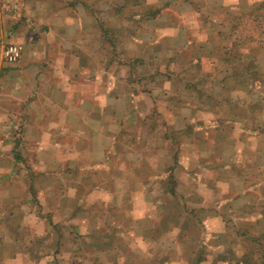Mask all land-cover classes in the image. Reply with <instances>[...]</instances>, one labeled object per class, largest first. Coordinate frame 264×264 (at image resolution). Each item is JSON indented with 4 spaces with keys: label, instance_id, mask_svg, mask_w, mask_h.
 Returning <instances> with one entry per match:
<instances>
[{
    "label": "crops",
    "instance_id": "obj_1",
    "mask_svg": "<svg viewBox=\"0 0 264 264\" xmlns=\"http://www.w3.org/2000/svg\"><path fill=\"white\" fill-rule=\"evenodd\" d=\"M11 1L19 9L8 8L3 0L0 20V264H231L215 260L216 247L200 258V240L190 245L200 214L195 206L187 210L188 202L199 204L200 193L193 189L201 187L200 179L195 186L187 180L177 183L183 190L179 200L187 207L171 221L150 193L158 183L140 180L141 162L130 157L136 153L129 149L134 139L130 126L139 110L155 103L147 99L149 92L130 89L133 62L115 59L120 52L113 45L119 42L114 33L122 29L131 35L126 44L130 52L138 46L147 52L169 43L186 46L188 7L182 10L168 0L158 16L124 26L110 2L123 7L127 0ZM259 1L222 4L232 12ZM169 11L180 12L183 23L164 21L161 14ZM109 17L114 24L108 25ZM217 23L221 25H213ZM8 43L24 47L17 62L3 55ZM262 130L243 133L262 144ZM240 137L234 134L238 144L227 163L209 166L207 159L218 152L210 144L216 138L209 134L200 163L177 165L185 167L183 172L190 167L218 171L217 189L202 183L214 197L222 198L218 188L226 183L224 174L229 191L240 190L234 199L249 203L257 189L264 199V177L253 175L264 173L263 157L253 161L255 156L239 150ZM148 159L155 163V156ZM173 169L170 165L169 173ZM126 172L132 176L125 179ZM256 216L264 220V210ZM162 237L171 241L158 249Z\"/></svg>",
    "mask_w": 264,
    "mask_h": 264
},
{
    "label": "rangeland",
    "instance_id": "obj_2",
    "mask_svg": "<svg viewBox=\"0 0 264 264\" xmlns=\"http://www.w3.org/2000/svg\"><path fill=\"white\" fill-rule=\"evenodd\" d=\"M260 2L244 11L228 12L222 0H174L173 3L182 10L188 7L189 13L183 18L190 28L186 46L169 43L162 50L149 52L138 46L135 52H130L126 44L131 35L122 29L114 33L119 42L111 41L115 50L120 52L116 60L123 58L126 62H133L128 78L130 89L137 94L149 92L147 99L155 103L151 109L139 110V118L135 116L134 126L129 129L134 138L131 141L133 148L129 149L136 152L130 157H138L141 162L137 175L142 181L158 183L150 193L157 196L164 209L162 213L167 212V219L171 221V218L183 214L187 207L184 200H179V192L183 190L177 183L187 180L195 186L200 179L201 187L193 189L200 193L199 204L187 201V210L195 206L200 214V227L191 230L189 238L193 241L190 245L194 247L200 240V258L216 247L215 260H226L231 264H246L243 260L247 254L260 258V245L264 247V220L256 218V213L264 210V199H259L260 189L252 191L256 196L248 199L249 203H242L244 198H233L240 190L229 191L228 177L223 174L226 183L218 188L222 198L220 195L214 197L202 183L207 182L217 189L216 177L221 175L218 171L202 168L198 172L199 169L190 167L183 172L185 167L177 164L200 163V149L208 146L209 141L204 140L209 134L218 139L210 142L216 145L218 152L217 157L207 159L209 166L227 163L232 152L236 151L238 143L232 139L236 133L242 141L239 150L247 156H255L253 161L259 162L262 157L264 160V142L256 143L243 133L244 130L249 134L262 130L261 126L264 133V7L256 6ZM167 3L168 0H155L154 3L127 0L122 7L120 3L110 2L119 9L120 22L124 26L131 20H147L149 10H160L161 13ZM181 16L180 12L174 11L161 14L164 21L171 19L178 24L183 23ZM110 18L108 25L115 23V19ZM213 22L221 25H213ZM108 48L113 50L110 45ZM153 56L155 59L151 60ZM140 118L144 123L138 122ZM148 156H155V163L147 161ZM170 165L174 169L169 173ZM259 173L253 174L254 177H264V173ZM129 175L132 176V172H126L123 177L127 179ZM213 210L215 214L211 212ZM188 217L191 221L190 215ZM218 218L224 225L217 222ZM253 238L257 241H252ZM158 240L163 241L158 249H163L164 244L171 241L164 237Z\"/></svg>",
    "mask_w": 264,
    "mask_h": 264
},
{
    "label": "built area",
    "instance_id": "obj_3",
    "mask_svg": "<svg viewBox=\"0 0 264 264\" xmlns=\"http://www.w3.org/2000/svg\"><path fill=\"white\" fill-rule=\"evenodd\" d=\"M2 1L3 0H0V20L3 16L4 9L6 8V7H3ZM4 1L7 2L6 6L8 8L12 6L11 8H13L14 11L19 9L18 2L11 1V0H4ZM23 51H24L23 45L17 44V43H8L7 45L4 46L3 55L8 62L13 63V62H17L20 59Z\"/></svg>",
    "mask_w": 264,
    "mask_h": 264
},
{
    "label": "trees",
    "instance_id": "obj_4",
    "mask_svg": "<svg viewBox=\"0 0 264 264\" xmlns=\"http://www.w3.org/2000/svg\"><path fill=\"white\" fill-rule=\"evenodd\" d=\"M258 6V8H263L264 7V1L260 2L259 5H256ZM160 14V10L159 11H155V12H151V10L148 11L147 13V16L148 18H152V17H156ZM232 28H234L233 25H231ZM252 241L256 242L257 241V238H253ZM259 243V241H258ZM261 246V253H260V258H256L253 256V255H249L247 254L245 256V259L243 260L246 264H264V247L262 245ZM201 261V260H200Z\"/></svg>",
    "mask_w": 264,
    "mask_h": 264
}]
</instances>
